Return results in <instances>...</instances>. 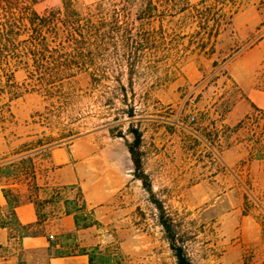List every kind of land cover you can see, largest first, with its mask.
<instances>
[{
    "label": "rangeland",
    "instance_id": "374dc122",
    "mask_svg": "<svg viewBox=\"0 0 264 264\" xmlns=\"http://www.w3.org/2000/svg\"><path fill=\"white\" fill-rule=\"evenodd\" d=\"M134 1L125 8L121 0H77V8L87 14L103 2L105 18L115 10L131 20L141 0ZM231 1L222 5L210 0L206 6L228 16L251 8L262 21L260 32L241 41L232 27L222 24L217 39L202 51L198 45L207 41V34L197 22L157 13L150 26L153 49L137 62L132 89L124 60L127 50L118 38L88 45L96 54L98 81L79 74L56 87L51 97L26 79L24 69L15 71L22 96L9 111L0 109V163L31 159L42 191L20 176V194L37 199L51 193L52 152L73 150L83 166L82 193L100 225L81 238L76 234L61 241L84 245L92 251L93 264H176L155 200L172 220L191 264H244L252 252L256 262L262 259L264 114L252 110L240 129L224 119L226 110L242 98L228 63L264 37V0ZM60 6V0H44L34 9L43 13ZM212 44L214 53L209 54ZM121 85L127 97L135 99L132 119L124 113ZM130 126L142 133V170L152 196L134 176L126 147L133 140ZM224 126L235 131H225ZM89 147L93 155L85 157ZM28 168L30 164H24V170ZM5 183L0 181V189ZM75 195L70 191L65 196ZM11 226L18 234L19 228ZM29 254L32 263L46 257L38 251Z\"/></svg>",
    "mask_w": 264,
    "mask_h": 264
},
{
    "label": "trees",
    "instance_id": "16d2710c",
    "mask_svg": "<svg viewBox=\"0 0 264 264\" xmlns=\"http://www.w3.org/2000/svg\"><path fill=\"white\" fill-rule=\"evenodd\" d=\"M42 1L44 0H0V109L7 108L9 111L11 103L22 96L21 87L14 78L17 69H24L26 79L34 81L35 85L50 97L56 87L62 86L65 81L79 74L88 73L93 81H98L99 65L96 61V54L89 49L88 45L92 42L103 43L106 39L118 38L126 48L127 58L124 60L128 69V86L132 89L137 62L143 57L145 51L153 49L154 31L150 30V26L157 17V13L162 16L164 13H169L170 18L181 15L180 20L182 21L191 19L197 22L207 34V41L202 39L198 45L202 51L206 50L212 39L214 41L217 39L222 24L226 27L231 25L232 18L237 13V10L229 16L224 13H214L215 7L206 6L210 0H201L196 4H192L190 0H141L133 19L130 20L126 14L115 10L107 19L102 16L103 2L97 3L94 12L90 11L87 14H83L77 8V0H60V8L47 9L43 13H38L34 7ZM134 2V0H121L120 3L126 8L133 6ZM216 2L225 4V0H216ZM196 34L200 35V32ZM208 52L209 54L214 53V44ZM213 65L216 66V63ZM90 69L93 71L90 72ZM121 90L124 92L122 103L127 106L124 113L132 119L135 115L134 96L128 98L123 85H121ZM229 110L230 107L226 113ZM254 110L264 114V111ZM251 116H246L236 125L235 129H240L245 124L244 121L249 120ZM224 129L229 132L235 131L226 126ZM128 133L133 137L132 142L126 143V147L134 167V176L142 182L145 190L152 196L150 182L142 170L139 151L142 133L133 126L128 128ZM118 136L122 137L121 131ZM26 163H29L31 168L24 170ZM32 166V161L28 158H21L17 163H0V181L6 180L5 186L0 190L6 200L9 213L4 219L0 206V216L3 220L0 226L15 224L19 228V239L39 235L33 225L18 224L14 211L21 201L20 189L24 182L22 183L20 176L25 178L26 183L31 182L36 190L42 189L36 184V172ZM21 167L23 170H20ZM46 186L49 188L48 185ZM50 189L51 193L46 198L37 197L34 200L38 214L36 225H42L50 215V213L46 215L42 212L44 208L53 206L59 201L64 203V213L74 217L76 230H85L100 225L95 219L93 209H88L80 187L54 185ZM70 191H76L75 197L65 196L66 192ZM153 202L161 212L160 224L165 231L176 264H191L184 245L178 244L172 220L165 216L163 207L157 200ZM260 224L264 245V217ZM71 236L75 237L76 234L61 235L60 239H68ZM57 240L48 237L50 256L87 255L89 263L93 264L94 256L88 248L80 245H59ZM254 260L255 253L252 252L246 257L244 264H254ZM20 262H22L21 259ZM261 264H264V261Z\"/></svg>",
    "mask_w": 264,
    "mask_h": 264
},
{
    "label": "crops",
    "instance_id": "0c3cea01",
    "mask_svg": "<svg viewBox=\"0 0 264 264\" xmlns=\"http://www.w3.org/2000/svg\"><path fill=\"white\" fill-rule=\"evenodd\" d=\"M257 13L251 8L234 14L232 18V31L236 37L245 41L252 38L262 26V21L257 20ZM228 74L234 86L241 93V100L236 101L227 112L224 122L228 125L238 124L246 116L252 115V110L258 109L264 111V37H260L252 46L237 52L228 63ZM93 155L92 147L85 150L84 156ZM59 159V160H57ZM73 150L62 149L58 154L52 152L51 161L55 165L51 170L53 177L50 185L71 186L76 185L83 188L81 182V170L83 166L76 161ZM88 160V158H86ZM58 166V167H57ZM36 184L42 187L38 178ZM48 184V185H49ZM111 188L112 186H108ZM42 191V189H40ZM21 192V191H20ZM25 192V191H24ZM71 198L70 196H67ZM39 199L46 196L41 194ZM85 199V196H84ZM35 198L21 197L20 204L15 208V219L20 225H33L34 230L39 232L35 237L18 238V234L12 226H0V264H18V261L28 262V264H90L87 255H71L65 257H52L49 254L48 237L57 240L59 245H64L60 236L66 234H77L80 238L91 231V228L85 230H76L74 217L64 213L65 206L63 201H59L53 206H47L42 212L49 214L48 219L42 225H36L38 214ZM87 200V199H85ZM90 201H86L89 205ZM0 206L3 212L7 211L6 200L0 190ZM5 219L6 215H2ZM3 221V220H2ZM84 246V245H80ZM31 251L45 253L44 259H37L32 263L29 257ZM264 253V251H263ZM261 254V260L254 264H261L264 261V255Z\"/></svg>",
    "mask_w": 264,
    "mask_h": 264
}]
</instances>
